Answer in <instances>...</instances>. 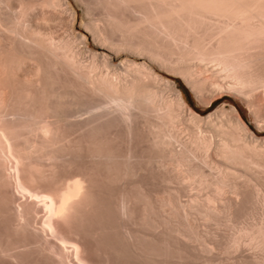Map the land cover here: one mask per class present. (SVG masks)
I'll return each mask as SVG.
<instances>
[{"label":"bare ground","instance_id":"6f19581e","mask_svg":"<svg viewBox=\"0 0 264 264\" xmlns=\"http://www.w3.org/2000/svg\"><path fill=\"white\" fill-rule=\"evenodd\" d=\"M32 1L0 0V264H264V138L167 77L264 130V0Z\"/></svg>","mask_w":264,"mask_h":264},{"label":"rangeland","instance_id":"374dc122","mask_svg":"<svg viewBox=\"0 0 264 264\" xmlns=\"http://www.w3.org/2000/svg\"><path fill=\"white\" fill-rule=\"evenodd\" d=\"M18 0H15V1H13V0H11V2H12V5L14 6V7H17L18 5H19V3H20V1H22V0H19L18 2H17ZM25 2H27V0H24ZM29 2H31L32 0H28ZM35 1H38V0H34V1H32V2H35ZM18 3V4H17ZM15 4V5H14ZM97 12H99V11H97ZM97 12H95V17L96 18H98V15H100V13H97ZM82 13H83V11H82V9H79V11H78V22H77V25H80V19H81V15H82ZM58 34H60V33H54V35H58ZM60 35H63V33L62 34H60ZM167 77H169V78H171V79H173L177 84H178V88L181 90V92L183 93V96H184V98H185V100H186V102L188 103V105L196 112V113H198L199 115H201L202 117H205V116H207V114H209V113H211V112H213V111H215L216 109H218L219 107H220V105L222 104V103H224V102H227L228 104H227V108H230L231 106H235L238 110H239V112H240V114H241V116H242V119H243V121H244V123L247 125V127L251 130V131H253V132H255V134H256V137H257V139L258 140H262L263 138H264V130H262V131H259L258 129H257V127H256V124L254 123L255 121H254V119H253V116H252V114L250 113V110H248V108L241 102V101H239L238 99H236L235 97H233V96H230V95H228V94H225L224 95V98L223 99H219L218 101H216V102H214L212 105H210L209 107H206L204 104L202 105V103H200V101H198L196 98H195V96H194V94H193V92L190 90V88H188L185 84H184V82L179 78V77H174V76H172V75H168ZM175 184H176V182H175ZM170 184V185H168L167 186V184L166 185H163L164 186V188H168V190H169V188H171L172 186L171 185H173V187L172 188H180L181 186H179L178 187V185L179 184ZM171 186V187H170ZM171 190V189H170ZM176 190V189H175ZM178 191H179V189H177ZM175 191L177 194H179L178 195V198H179V201H181V203L183 202V203H185V200H186V202H187V200L189 199V196L192 194V192L193 193H195V190H189L188 192L190 193H188L187 192V190L186 191ZM192 191V192H191ZM181 193V194H180ZM187 194V195H186ZM189 194V195H188ZM182 195V196H181ZM180 196V197H179ZM181 198V199H180ZM185 199V200H184ZM202 230V229H201ZM221 257H222V255H220ZM226 255L224 254L223 255V257L222 258H228L227 256L225 257ZM230 262L232 261V262H235V260L234 259H230L229 260ZM231 262V263H232ZM202 263V261H199V262H197V264H201Z\"/></svg>","mask_w":264,"mask_h":264}]
</instances>
